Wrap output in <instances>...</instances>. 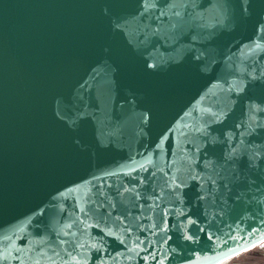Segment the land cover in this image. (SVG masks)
<instances>
[{
    "label": "water",
    "instance_id": "obj_1",
    "mask_svg": "<svg viewBox=\"0 0 264 264\" xmlns=\"http://www.w3.org/2000/svg\"><path fill=\"white\" fill-rule=\"evenodd\" d=\"M260 243L264 0H0V264Z\"/></svg>",
    "mask_w": 264,
    "mask_h": 264
},
{
    "label": "rangeland",
    "instance_id": "obj_2",
    "mask_svg": "<svg viewBox=\"0 0 264 264\" xmlns=\"http://www.w3.org/2000/svg\"><path fill=\"white\" fill-rule=\"evenodd\" d=\"M222 264H264V243L256 245L249 251L239 253Z\"/></svg>",
    "mask_w": 264,
    "mask_h": 264
},
{
    "label": "bare ground",
    "instance_id": "obj_3",
    "mask_svg": "<svg viewBox=\"0 0 264 264\" xmlns=\"http://www.w3.org/2000/svg\"><path fill=\"white\" fill-rule=\"evenodd\" d=\"M226 261V260H225ZM225 261H222L221 263H219V264H222V263H224Z\"/></svg>",
    "mask_w": 264,
    "mask_h": 264
}]
</instances>
